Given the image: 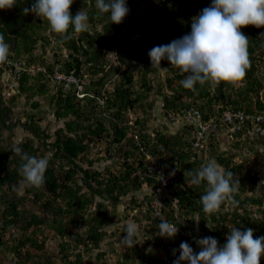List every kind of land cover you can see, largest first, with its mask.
Listing matches in <instances>:
<instances>
[{
	"label": "trees",
	"instance_id": "16d2710c",
	"mask_svg": "<svg viewBox=\"0 0 264 264\" xmlns=\"http://www.w3.org/2000/svg\"><path fill=\"white\" fill-rule=\"evenodd\" d=\"M139 1L148 4L142 20L132 10V4ZM211 2L126 0L130 11L122 23L115 24L111 23L110 14L97 13L94 0H74L71 13L75 15L84 8L89 15V29L75 33L70 27L71 38L63 39L50 30L47 21L31 12L24 13L23 9L31 8L34 0H16L12 20L2 18L0 22L6 24V28L0 24V33L10 43L8 58L21 60L25 67L16 92H10L1 78L5 69L14 65H0V264H56L46 251L49 241L56 242V256L61 264H91L85 258L94 250H98L95 264H110L102 249L108 233L105 227L116 221L125 198L131 201L130 211H136L131 214L133 222L144 229L146 243L152 247L146 251L148 246L139 241L128 248L126 259H119L117 264H173L179 256V252L173 255V249H179L181 242L187 241L199 252L196 239L212 236L222 246L232 227L242 231L252 228L254 238L264 236V182L259 171L264 167V135L255 132L252 125V116L264 115V37L260 36L264 27L249 25L241 29L249 37L251 67L236 84H197L194 93L181 85L187 74L167 60L161 61L160 67H152L148 56L154 46L189 33L192 18ZM129 32L136 33V37L131 38ZM37 47L41 53H35ZM114 49L120 65L128 66L121 69L119 78L115 73L118 68L110 62ZM127 57L134 58V65L142 72L138 81ZM31 65L37 67L34 72ZM165 69L168 74L164 81L159 78L154 84L153 79ZM57 70L82 77L86 94L80 97L76 90L64 91L63 84L49 76ZM149 71L154 72L150 77ZM5 89L11 94L3 96ZM23 96L27 101L46 96L56 121L63 120L64 126L51 135L31 112H26L24 121L7 123L13 105ZM159 96L161 105L155 107ZM31 105L41 111V99ZM191 108L209 124L204 149L194 148L192 156L186 147L194 138L196 122L183 116L177 121L169 120L174 133L164 124L170 113L184 115ZM228 110L243 111L250 118L238 128L226 120ZM157 122L162 127L158 128ZM17 125L28 133L19 147L29 155L49 159L44 183L39 188L20 186V156L13 153L14 147L4 144L1 136L4 128L11 130ZM99 141L106 143V157L123 160L117 170H100L94 164L101 158H88L91 145ZM41 145L50 148L40 152ZM231 152H238L237 164L227 157ZM254 154L257 161L253 160ZM149 156L158 164L153 175H147ZM210 159L239 179V191L234 195L239 203L233 207L230 202L227 207L225 202L217 212L206 215L199 203L206 185L187 184L185 172ZM136 164L145 173L132 177ZM170 171L174 175L166 184L162 212L179 227L172 239L157 235L160 217L153 207L158 176ZM20 188L24 194L17 196ZM11 192L15 196H10ZM138 193L143 195L142 200ZM184 230L191 231L196 239L187 238L181 233ZM142 250L144 254L136 259Z\"/></svg>",
	"mask_w": 264,
	"mask_h": 264
},
{
	"label": "clouds",
	"instance_id": "9594fccd",
	"mask_svg": "<svg viewBox=\"0 0 264 264\" xmlns=\"http://www.w3.org/2000/svg\"><path fill=\"white\" fill-rule=\"evenodd\" d=\"M15 3L16 0H0V9L12 8ZM73 3L74 0H34L31 8H24L23 11L25 14L31 12L42 21H47L52 32L59 34L63 39H70L71 37L68 35L70 27L75 33L85 32L89 29L88 13L82 8L73 15L70 11ZM94 4L98 14H110V21L115 24L122 23L130 11L126 0H94ZM147 7L148 4L144 1L132 4V10L140 20L143 19ZM249 25L257 28L264 27V0H212L210 6L202 9L198 15L192 18L189 33L168 44L154 46L148 51L151 66L160 67L161 61H169L171 66L178 68L181 73L187 74L181 81V85L194 93L197 91V84L201 87L205 84L218 85L221 82L236 84L246 77L247 70L251 67L248 52L249 37L241 31L243 27ZM129 33L131 38L136 37V33ZM260 36L264 37V33H261ZM115 50L114 53H116ZM9 51L10 43L6 41L4 34L0 33V63L8 60ZM133 59L127 57L134 73L136 66ZM15 61H19L23 65L21 60ZM127 67L126 64L121 66L119 63L118 71L115 72L116 76ZM140 67L143 68L144 64L141 63ZM24 68L22 66L21 73ZM29 68L32 72L37 69L35 65H31ZM14 69L15 67L7 68L1 78L10 92H16L21 76L20 73L17 77ZM138 69V75L141 74L142 77V72L140 68ZM56 73H61L65 77L60 79L55 75ZM153 73V71H149L147 76L150 77ZM49 76L52 80L63 84L64 91L76 90V94L80 97L86 94L82 77L58 70ZM71 76L75 80L68 83V78ZM261 78H263L262 74ZM158 81L159 78H154L152 82L156 84ZM8 90L6 91L8 92ZM10 92L8 93L11 94ZM169 120H165V127L170 129L169 132L174 133L175 130L171 125V128L169 127ZM192 141L193 139L191 142L189 140L186 147L190 156L194 152ZM12 151L20 156L18 173L23 181L20 186L36 188L42 186L49 159L46 156L29 155L19 146H15ZM107 154H109L108 149L104 158H116L115 156L106 157ZM227 157L233 164L240 161L238 152L228 153ZM117 160L119 161L120 158ZM121 164H123V160ZM139 170L144 172L140 165L136 164L132 177L144 174H139ZM172 174L174 175V172ZM185 177L189 185L202 183L206 185L204 193L199 198V203L206 215L217 212L225 202L227 207H230L231 204L233 207L238 205L239 202L235 200L234 195L239 191L240 181L234 179V173L225 170L215 159H210L199 168L186 171ZM157 228V235L168 239L175 238L179 231V227L163 216H160ZM124 233L126 235L121 241L124 246L133 248L139 243V230L135 222H127L124 226ZM181 233L190 240L195 238L191 231L184 230ZM196 243L200 248L199 252H195L187 241L181 242L179 249H173L174 256L179 252V256L176 257L173 264H261V258L264 257V236L254 238V229L252 228L242 231L237 227H232L227 234L226 243L222 246H219L218 240L212 236L197 238Z\"/></svg>",
	"mask_w": 264,
	"mask_h": 264
},
{
	"label": "rangeland",
	"instance_id": "374dc122",
	"mask_svg": "<svg viewBox=\"0 0 264 264\" xmlns=\"http://www.w3.org/2000/svg\"><path fill=\"white\" fill-rule=\"evenodd\" d=\"M11 9L12 8L0 9V10H3L4 12L8 13ZM38 46H40V45L38 44ZM41 50L42 49H40V47H37V49L35 50V53H41ZM26 55H27V53L22 54L23 57ZM110 56H111L110 62L114 66V68L119 67V63L116 59L114 51L111 53ZM86 68H87V66L84 69H86ZM167 72H168L167 69L161 70V74L157 78H160V79L163 78L162 80L164 81L166 75L168 74ZM138 73H139V69L135 67L134 68V76H135L136 80L141 78V74L139 76ZM117 76H118L117 78H119L121 76V73L117 74ZM2 94H3V96H7L9 93L5 90V91H2ZM26 99H27V97L23 96L20 98V101L16 102V104L13 105V107H12L13 114H11V118L7 121V123H10L11 120L13 121L16 119H21L22 121H24L28 117L26 112H31V113L35 114L36 120H40L42 127L45 130H48L51 135H54L56 130H58L59 128L64 126L63 120L56 121L55 116H54V109H53V107H51L49 105L48 99L46 96H44L43 99H41V97L36 96L30 101H27ZM39 99H41V103H42L41 111L38 110L37 108H33L31 105L34 100H39ZM148 99L152 100L151 96H149ZM158 99H159L158 100L159 103H157V101H154L155 107H156V104H157V106L161 105L162 97L159 96ZM13 115L16 117H13ZM157 124H159V123L157 122ZM161 125H162V123H160L158 125V128H160ZM1 133H2L1 136L4 140V144L8 145V146L10 145L11 147L19 146L22 139L28 135V133L23 130L21 125L14 126L11 130L4 128ZM36 144L38 145V141L36 142ZM49 148H50V146L45 148L44 145H41L39 151L43 152ZM107 149L108 148L106 146V143H103L102 141H99L97 143H93L90 147L89 152H88V158L95 160L98 157H100L101 159L97 160V162L94 164V166L96 168H99L100 170H105L107 168H109L111 170H117L121 166L122 159H120L118 161L117 158H115V159L104 158ZM48 155H49V153H48ZM253 158L252 159L254 161H257V159L255 160V154H254ZM258 168L259 167H257V169ZM259 171H260V176L262 177V179L264 181V167L262 168V170H259ZM16 192H17V196L23 195L24 189L23 188H20V190L17 189ZM10 196L13 197V196H15V194L13 192H11ZM138 196L141 198L143 195L141 193H138ZM248 196H250L249 193H248ZM141 200H142V198H141ZM130 207H131V201L129 200V198H127V199L125 198L124 204H121L117 210L116 221L105 227V230L108 233H106V235L102 241V249L106 250L107 259L110 262V264H117L121 259H126L125 256L128 255V252H129L128 247L124 246L121 243V241H122L123 236L126 235V233H124V226L129 221L133 222L134 218L132 217L131 214H133V213L136 214L135 210L130 211L131 210V209H129ZM126 215H128V218H126ZM138 230H139V241L143 244H146L145 246H148L146 251L150 250V248L152 246L147 245V243H146V240H145L146 236L144 235V229H142L141 227L138 226ZM46 251L48 252V255L54 260V262L56 264H61V261H59V258L56 256L57 248H56V242L55 241L47 242ZM97 251L98 250H94L92 253L87 254V256L85 258L86 261L88 260L89 262H92L91 264H95ZM144 252L145 251L142 250L141 253L136 255L135 256L136 259L141 257L144 254ZM90 254H92L91 257H90ZM132 262H134V258H133Z\"/></svg>",
	"mask_w": 264,
	"mask_h": 264
},
{
	"label": "built area",
	"instance_id": "2783aa9c",
	"mask_svg": "<svg viewBox=\"0 0 264 264\" xmlns=\"http://www.w3.org/2000/svg\"><path fill=\"white\" fill-rule=\"evenodd\" d=\"M1 66H12L14 65L15 69H14V73L16 74V76L18 77L21 73L22 70V65L19 61H15L13 59L8 58V60L4 63H0ZM58 78H64L65 75H62L61 73H56L55 74ZM75 78L73 76L68 78V83L74 81ZM67 83V85H68ZM226 115V120L229 123H236L241 127L242 125L245 124V122H247V120L250 118V116L246 115V113H244L243 111H233V110H228L225 113ZM183 116L184 119L192 122H196L195 127H194V138L192 141L193 144V148H196V150H202L205 147V132H207L208 128H209V124H205L199 117V112L193 108L187 110V112L182 115L181 112H173L170 113L168 115L169 119L172 121H177L178 117ZM252 125H253V130L255 132L261 133L262 135H264V115L263 114H259V115H255L254 117L252 116ZM147 175H153L158 168V165L156 164V162L154 161L152 156H149L148 160H147ZM159 171V170H158ZM161 173V170L159 171ZM138 173H145V172H141L140 170L138 171ZM173 172L170 171L169 173H166L165 175L161 174L158 176L160 178V182L158 184V186L156 187V198L155 200H153V207L155 209V213L160 217L163 216L165 218V216L163 215L162 212V208L165 205L164 202V198H165V193L167 192L166 190V184L168 183L169 179L173 176L172 174Z\"/></svg>",
	"mask_w": 264,
	"mask_h": 264
},
{
	"label": "flooded vegetation",
	"instance_id": "af4514ba",
	"mask_svg": "<svg viewBox=\"0 0 264 264\" xmlns=\"http://www.w3.org/2000/svg\"><path fill=\"white\" fill-rule=\"evenodd\" d=\"M15 12H16V8H14V7H12V9L8 13L4 12L3 10H0V22H1L2 18L9 20V21L12 20V17H13ZM1 27L6 28V24L2 23ZM20 38H22V35L20 36Z\"/></svg>",
	"mask_w": 264,
	"mask_h": 264
},
{
	"label": "bare ground",
	"instance_id": "6f19581e",
	"mask_svg": "<svg viewBox=\"0 0 264 264\" xmlns=\"http://www.w3.org/2000/svg\"><path fill=\"white\" fill-rule=\"evenodd\" d=\"M5 71H7V70L5 69Z\"/></svg>",
	"mask_w": 264,
	"mask_h": 264
}]
</instances>
